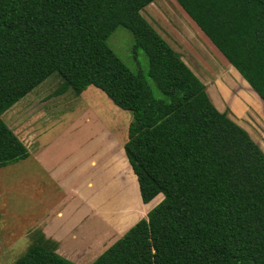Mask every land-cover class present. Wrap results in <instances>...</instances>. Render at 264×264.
Masks as SVG:
<instances>
[{
    "label": "trees",
    "instance_id": "obj_1",
    "mask_svg": "<svg viewBox=\"0 0 264 264\" xmlns=\"http://www.w3.org/2000/svg\"><path fill=\"white\" fill-rule=\"evenodd\" d=\"M153 0H0V167L25 158L1 114L52 74L131 115L122 150L144 217L87 264H264V152L140 10ZM264 103V0H175ZM125 27L147 74L105 43ZM11 264H75L31 241Z\"/></svg>",
    "mask_w": 264,
    "mask_h": 264
},
{
    "label": "rangeland",
    "instance_id": "obj_2",
    "mask_svg": "<svg viewBox=\"0 0 264 264\" xmlns=\"http://www.w3.org/2000/svg\"><path fill=\"white\" fill-rule=\"evenodd\" d=\"M140 13L180 54L181 59L204 84L215 108L225 112L228 117L227 113L231 114L243 125L246 124L250 137L264 152V103L192 20L188 19L177 2L153 0ZM105 43L131 71L144 76L155 97H161L160 91L147 74V60L143 50L133 48L132 37L125 27L116 26L106 37ZM229 69L234 71L233 75ZM222 71L224 74H220ZM217 79L224 86L214 81ZM59 81L56 74L48 76L5 110L1 118L9 125H24L28 131L31 126L35 130L40 129L38 145L42 144L41 151L44 150L45 157L41 156L39 160L49 163V173L65 165L68 168L66 183L74 182L67 177L69 173L73 175L71 170L78 166L80 175L87 168L86 175H90L91 169L85 160L88 161L91 155L95 156L98 165L100 160L104 163L116 151L113 157L114 171L112 175L109 173L104 176V185L108 179L107 191L112 196L115 192L118 197L122 194L133 214H139L142 207L136 199V180L122 156V144L126 140V129L131 120L130 113L114 105L102 91L92 85L87 86L80 96L70 90L55 95L54 90ZM243 105L245 109L239 112ZM104 125L110 129L112 126L118 138L111 135ZM61 193L55 179L48 178L40 170L38 162L31 157L0 167V264H11L24 252L32 241V226L42 218V213L62 207ZM156 197L148 202V207L157 203L161 195ZM74 207L72 202L63 207L65 219ZM67 221L70 222L69 219ZM85 221L87 228L97 224L91 215ZM91 259L81 258L76 264H87Z\"/></svg>",
    "mask_w": 264,
    "mask_h": 264
},
{
    "label": "crops",
    "instance_id": "obj_3",
    "mask_svg": "<svg viewBox=\"0 0 264 264\" xmlns=\"http://www.w3.org/2000/svg\"><path fill=\"white\" fill-rule=\"evenodd\" d=\"M151 3L152 2L146 6H149ZM198 30L200 31L199 28ZM223 64L225 65V63ZM229 70L233 75L234 73L232 72L234 71L232 69ZM220 74H224V72L222 71ZM214 81H216L217 84L224 86V84H222L219 79ZM83 92L84 90H82L78 95L80 96V94ZM244 109L245 107L243 105V107L241 106V111L239 112H242ZM227 114L234 122L243 127L250 135L246 124L243 125L242 122L236 120V118H233L231 114ZM6 125L25 146L28 153L25 158L31 157L32 160L38 162L40 170L45 172L48 178H54L56 184L62 191L61 199L63 200L60 202L62 207L58 206L54 208V210H52L53 212L47 210L46 212L42 213V218H40V220L32 226L30 232L32 241L35 240L46 242L47 245L51 247L57 254L71 260L76 264V261H80L81 258L91 259L93 255L97 256L100 254L105 248H107L117 239V235L121 236V234L130 225H132L139 218L144 217L146 212L152 207V205L148 207L147 204L149 201L147 203H142L140 201L137 190L136 199L138 198L137 201L142 207V211L135 215L133 214L129 204L125 202L122 194L118 197L117 192H115L114 196H112L111 192L107 191L108 179L106 181V185H104V176L109 173L112 175V172L114 171L113 168L115 166L113 157L116 151L114 154L111 153L109 159H107L104 163H102L100 160L98 165L95 156L91 155L88 161L85 160V163L88 164V167L91 169L90 175H86L88 173V168L85 172H83V174L80 175V167L78 166L71 170V172L74 174L71 175L69 173L67 177L70 180H74V182L66 183L65 175L68 172V168L65 167V165L60 166L56 171H53V173H49L51 170L49 163L39 160L41 156L43 158L45 157L44 150L43 152L41 151V149H43L42 144L38 145L39 136L41 134L40 129L37 128V130H35L31 126L30 131H28L27 128V130L24 129V125L18 123L11 125L8 123ZM104 126L111 135L113 134L115 138H118V135L112 126H110L111 129L107 125ZM259 147L261 148L260 145ZM122 156H124V153H122ZM160 195L157 194L156 196L158 197ZM70 202H72L75 207L73 208L72 213L67 215L65 219L63 216L65 213L63 211V207H65ZM89 215H91V218L95 220L94 223H97L93 226V228H87L85 224V218H89ZM62 218L65 220L63 221ZM67 219H69L70 222H68Z\"/></svg>",
    "mask_w": 264,
    "mask_h": 264
}]
</instances>
